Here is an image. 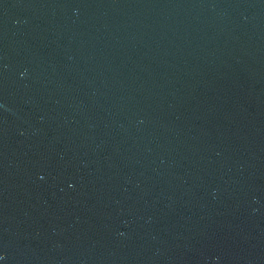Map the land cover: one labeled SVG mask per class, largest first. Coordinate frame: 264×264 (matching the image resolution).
Wrapping results in <instances>:
<instances>
[{
    "label": "water",
    "instance_id": "water-1",
    "mask_svg": "<svg viewBox=\"0 0 264 264\" xmlns=\"http://www.w3.org/2000/svg\"><path fill=\"white\" fill-rule=\"evenodd\" d=\"M0 264H264V0H0Z\"/></svg>",
    "mask_w": 264,
    "mask_h": 264
}]
</instances>
